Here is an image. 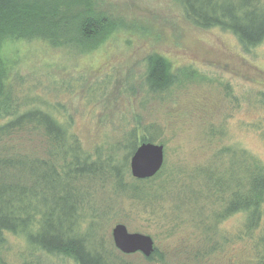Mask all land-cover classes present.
Listing matches in <instances>:
<instances>
[{
  "label": "rangeland",
  "instance_id": "obj_1",
  "mask_svg": "<svg viewBox=\"0 0 264 264\" xmlns=\"http://www.w3.org/2000/svg\"><path fill=\"white\" fill-rule=\"evenodd\" d=\"M87 14L105 17L110 27L96 41L79 46L67 26L73 27L79 16ZM52 15L53 23L61 22L53 37L1 40L3 92L9 94L11 103L35 96L44 108L55 105L57 115L70 121V130L87 149L106 136H116L123 114L134 121L156 119L163 127L158 140L165 143L166 170L174 173L178 166H186L184 173L173 175L161 185L164 190L171 184L173 195L185 199L169 205V210L186 214L191 206L198 219L208 206L200 196L191 204L186 202L187 195L201 193L202 178L195 169L188 171L187 166L209 154L202 136L207 123L233 114L231 141L264 158L263 140L235 122L255 120L263 114L252 105L256 93L264 92V40L245 49L229 31L196 27L185 18L176 0H60ZM151 54L167 59L169 73L175 79L163 103L153 100L140 106L142 92L136 87L144 72V59ZM182 67L194 68L197 76L191 79L180 75ZM104 81L109 85L100 99L94 103L88 100L90 88ZM227 85L237 99L226 95ZM2 119L0 116V122ZM2 145L9 152L41 157L48 148L40 131L28 130L15 133ZM93 189L94 194L80 211L83 227L97 211L92 230L100 231L104 243L114 246L111 229L117 223L124 224L129 232L149 235L154 242L157 255L151 260L140 252L123 254L115 247V254L126 264H186L200 241L196 228L188 222L174 224L168 218L150 215L130 196L112 189L109 182L94 185ZM234 224L230 218L223 225L230 229ZM215 261L202 260L200 264ZM0 264L76 263L68 256L29 250L19 237L11 236L0 246Z\"/></svg>",
  "mask_w": 264,
  "mask_h": 264
},
{
  "label": "trees",
  "instance_id": "obj_2",
  "mask_svg": "<svg viewBox=\"0 0 264 264\" xmlns=\"http://www.w3.org/2000/svg\"><path fill=\"white\" fill-rule=\"evenodd\" d=\"M176 1L191 24L229 31L245 49L264 40V0ZM59 3L60 0H0V43L5 37H53L61 23L51 21ZM67 27L74 33L73 41L83 46L108 31L110 22L87 14L79 16L73 27ZM143 65L136 87L142 92L139 105L153 100L163 103L175 79L169 73L167 59L151 54ZM178 73L193 79L198 72L182 67ZM1 77L0 61V143L19 131H40L48 148L41 157L0 147V246L9 237L17 236L29 250L68 256L76 264H126L115 254V246L104 243L100 231L92 230L97 211L90 215L87 227L80 221V211L96 189L93 186L109 182L112 189L130 196L150 215L168 218L174 224L188 222L198 230L200 241L186 264H200L202 260L213 263L215 259L218 264L224 260L226 264H264V158L231 141L229 125L233 114L207 123L202 136L209 154L187 166L188 171L195 169L202 181L201 193L187 195L186 202L191 204L200 196L208 205L197 219L190 205L186 214L168 208L182 198L173 195L175 188L171 184L164 190L161 185L173 175L184 173L186 166L168 172L165 149L163 164L154 176L137 179L130 173V157L141 143L152 142L165 148V143L158 140L163 127L156 119L134 121L123 114L116 136H106L87 149L77 133L70 130V121L57 115L55 105L44 108L42 100L35 96L11 103L9 94L2 90ZM108 85L104 81L92 86L88 100L98 101ZM226 92L237 99L229 85ZM255 98L252 106L263 114L255 120L235 122L243 130L256 132L264 142V92L256 93ZM230 218L235 224L229 229L223 224ZM155 255L154 247L152 254L144 257L151 260Z\"/></svg>",
  "mask_w": 264,
  "mask_h": 264
},
{
  "label": "water",
  "instance_id": "obj_3",
  "mask_svg": "<svg viewBox=\"0 0 264 264\" xmlns=\"http://www.w3.org/2000/svg\"><path fill=\"white\" fill-rule=\"evenodd\" d=\"M163 161L164 148L161 144L143 142L130 157V173L137 179L150 178L159 171ZM111 236L114 246L123 254L140 252L148 257L154 251V242L149 235L129 232L122 223L113 226Z\"/></svg>",
  "mask_w": 264,
  "mask_h": 264
}]
</instances>
